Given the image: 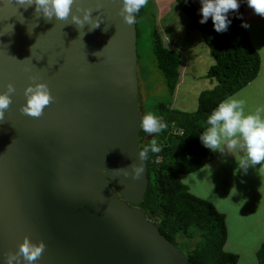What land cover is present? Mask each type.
Listing matches in <instances>:
<instances>
[{"label": "water", "instance_id": "95a60500", "mask_svg": "<svg viewBox=\"0 0 264 264\" xmlns=\"http://www.w3.org/2000/svg\"><path fill=\"white\" fill-rule=\"evenodd\" d=\"M121 7L76 0L74 14L93 10L80 26L0 0V91L16 88L0 122V264L26 236L45 242L40 264H190L140 206L147 162L139 179L113 171L144 163L137 25ZM38 82L54 100L32 117Z\"/></svg>", "mask_w": 264, "mask_h": 264}, {"label": "trees", "instance_id": "16d2710c", "mask_svg": "<svg viewBox=\"0 0 264 264\" xmlns=\"http://www.w3.org/2000/svg\"><path fill=\"white\" fill-rule=\"evenodd\" d=\"M191 17L195 28L202 33L216 63L210 67L207 77L215 79V87L201 94L197 110L188 112L172 106L173 95L181 82L184 56L180 49L167 46L158 26L157 7L148 0L137 17L138 73L141 118L146 112L162 117L168 127L159 134L149 135L142 128L139 145L141 150L150 147L155 139L158 153H149V185L140 204L149 218L155 220L162 234L187 255L190 264H239V255L225 250L228 240L226 214L215 204L194 194L181 179L182 174L193 173L213 159V153L203 146L199 134L204 130L208 114L225 98L232 96L253 81L261 68V55L250 40L244 22V0L238 11L229 13L232 20L228 30L218 33L212 19L201 24V0H177ZM149 44V45H147ZM151 50L155 68L160 73L168 99L150 98V67H145L143 54ZM139 76V75H138ZM145 89L144 98L142 93ZM156 89L152 92L156 93ZM159 89V88H158ZM151 92V93H152ZM162 156L161 161L157 157ZM202 235L197 244L189 238ZM188 237L180 241L179 237ZM182 243V247L178 243ZM258 264H264V242L257 255Z\"/></svg>", "mask_w": 264, "mask_h": 264}, {"label": "rangeland", "instance_id": "374dc122", "mask_svg": "<svg viewBox=\"0 0 264 264\" xmlns=\"http://www.w3.org/2000/svg\"><path fill=\"white\" fill-rule=\"evenodd\" d=\"M153 4L157 7L158 26L165 44L180 48L188 55H183L186 81L178 84L172 97V106L188 112L195 111L200 105V97L204 90L214 88L217 83L215 79L207 77L210 67L216 63L215 57L204 41L202 33L195 28L193 20L177 0H153ZM255 31H258L255 25L251 26L250 40L264 51V45L255 41L258 39ZM261 40H264V35ZM143 57L145 67L149 66L152 72L148 78L150 98L168 99V92L160 73L155 68V60L148 47ZM138 75L142 80V69ZM249 84L241 88L236 95L245 100L247 111H254L256 107L264 104V89L262 96L259 97L253 93L254 83ZM156 87V93L152 92ZM144 95L145 89L142 93L143 98ZM212 153L213 159L209 163L193 173L182 174L181 179L194 194L212 201L226 214L228 240L225 250L238 254L239 264H258L256 255L264 242V169H258L260 165H256L255 168H249L247 174L241 172L234 175V170L237 169L236 158H242V153L237 154L236 158L233 154L221 155L218 151ZM208 164L212 166V170ZM187 238L183 236L179 237V240L184 241ZM201 239L202 235L198 233L188 240L197 244ZM178 243L182 247V243Z\"/></svg>", "mask_w": 264, "mask_h": 264}, {"label": "clouds", "instance_id": "9594fccd", "mask_svg": "<svg viewBox=\"0 0 264 264\" xmlns=\"http://www.w3.org/2000/svg\"><path fill=\"white\" fill-rule=\"evenodd\" d=\"M25 2L26 0H19L21 5H24ZM27 2L28 6L34 3L36 12H42L49 20L52 18L66 20L71 16L76 25L82 26L85 21L92 18L93 10L91 8L84 9L82 17L73 13V5L76 0H27ZM247 3L256 14L264 16V0H247ZM121 4L120 11L124 21L132 25L137 23V17L141 9L147 6L148 0H121ZM240 4L241 0H201L199 22L204 24L211 18L216 32H226L232 23L229 13L238 11ZM101 21L97 20L94 26L89 28V31L98 28ZM241 26L248 28L250 24L242 22ZM15 91L13 83L7 85L6 91H0V122L3 121L5 110L12 103V94ZM24 94L26 103L21 107V111L32 117H40L46 106L54 100L46 82L28 85ZM206 125L199 134L204 147L213 152L218 151L221 155L233 154L235 158L238 153H242V158H236L237 169L234 170V175L241 172L247 174L248 169L255 168L256 165H260L258 169H264V104L256 107L254 111H247L244 99L238 95L229 96L220 101L208 114ZM167 127L165 120L153 112H146L141 118V128L149 135L159 134ZM159 151L160 147L153 139L150 147L139 151V159L144 163H132L129 168L113 171L122 172L125 177L131 176L132 179H139L144 173V164L149 160V153H158ZM208 165L212 170V166ZM45 247L44 241L34 242L26 236L15 253L7 254L6 264H40L39 258Z\"/></svg>", "mask_w": 264, "mask_h": 264}, {"label": "crops", "instance_id": "0c3cea01", "mask_svg": "<svg viewBox=\"0 0 264 264\" xmlns=\"http://www.w3.org/2000/svg\"><path fill=\"white\" fill-rule=\"evenodd\" d=\"M244 3H245L244 4V15H243L244 22H247L248 24H250V27H248L246 29L249 31V35H250L251 26L255 25V29L257 28V30H258L257 32L255 31L257 33V35H258V39L256 38L255 41H257L258 44L260 42L262 45H264V40H261L262 36L264 35V16L256 14L254 12V10L251 7L248 6L247 0H244ZM250 38H251V35H250ZM253 45L260 52V55H261V68H260V71H259L257 77L253 81H251L249 85H251V83H254L253 84L254 85L253 93H254V95H257V96L261 97L262 96V89H264V51H262L260 48H258L257 45H255L254 43H253ZM182 54L184 56L187 55L184 52ZM189 63H190V59H189ZM185 66H186V64L183 66L181 82L180 83H184L186 81L185 80L186 70H184ZM258 81H259V84L256 85V83ZM236 93H238V91ZM236 93H235V95H236ZM238 154H240V153H238Z\"/></svg>", "mask_w": 264, "mask_h": 264}, {"label": "built area", "instance_id": "2783aa9c", "mask_svg": "<svg viewBox=\"0 0 264 264\" xmlns=\"http://www.w3.org/2000/svg\"><path fill=\"white\" fill-rule=\"evenodd\" d=\"M161 160H162V156H158L157 161L159 162Z\"/></svg>", "mask_w": 264, "mask_h": 264}]
</instances>
